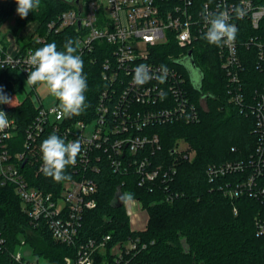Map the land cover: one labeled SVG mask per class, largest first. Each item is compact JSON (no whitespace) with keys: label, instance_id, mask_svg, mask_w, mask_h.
I'll return each instance as SVG.
<instances>
[{"label":"trees","instance_id":"16d2710c","mask_svg":"<svg viewBox=\"0 0 264 264\" xmlns=\"http://www.w3.org/2000/svg\"><path fill=\"white\" fill-rule=\"evenodd\" d=\"M87 2L41 0L40 7L26 18L22 19L16 14V23L11 32L23 51L28 47L36 50L52 42L57 44L58 50L63 51L67 38L78 42L82 28L77 24L67 25L56 31L54 27H49V23L66 10L79 5L85 7ZM0 4L1 28L10 16L17 13V4L15 0H1ZM33 21L39 23L35 35H22V29ZM249 23L248 17L240 20V39L258 33L257 29L249 27ZM201 40L192 48L196 69L202 73L200 84L194 82L189 68L183 62L188 54L178 58L183 48L175 39L151 47V60L171 65L186 77L185 88L197 103L200 113L199 119L194 122L181 119L155 122L139 130L140 134L147 133L151 137L157 134L159 137L160 147L151 151V144H147L144 150L134 156L139 158L146 155L149 158L150 167L159 169L155 179L140 184L139 175L133 168L126 172L114 166L110 158L114 152L112 142L114 138L121 137V133L111 134L105 146L92 150L88 166L79 167L75 163L66 169V174L71 178L85 173L98 184L97 205L86 210L80 239L111 234L112 245L139 236L145 246L139 247L129 264H264V232L259 231V223H264V195H250L246 189L237 196L229 193L232 188L244 184L248 175L255 171V165L250 160L255 154L258 134L251 106L256 101L257 93L264 92V71L257 65L259 56L256 47L253 44L241 46L245 69L240 72L242 84L238 90L244 98L240 104L231 101L228 76L216 51L217 46L210 45L203 38ZM76 47L87 77L85 95L88 107L79 116L65 118L63 123L70 125L78 120L88 123L95 121L102 93L106 89L112 91L104 70L106 58L114 59V46L97 40L91 49L83 48L79 42ZM122 82L117 80L114 84L116 93L111 100H106L110 107L106 124L110 127L119 121L112 114V109L123 89L120 85ZM23 84L24 76L19 70L0 67V88L13 99V106L5 104L6 110L18 124L16 136L9 139L12 152L23 148L26 129L39 110L31 94L23 99L16 98L15 94ZM38 85H32V88L35 90ZM232 89L234 93L238 91L237 87L232 86ZM202 99L207 108L203 106ZM162 105L159 102L150 106L154 108ZM134 107L145 108L146 105L138 103L132 105ZM52 133L67 142V135L55 132L50 125L45 124L37 137L39 146L34 152L29 151L31 155L22 171L31 185L56 192L64 181L55 182L40 169V144ZM180 139L188 142L189 149L179 151ZM227 161L243 162V166L211 179L207 171L209 165ZM95 164L98 169H93ZM166 172H169L168 175H165ZM254 185L264 187V167ZM128 197L138 198L147 211L148 220L142 229H131L125 206ZM22 206L15 184L5 181L0 175V238L4 240L0 244V264H32L25 258L19 261L14 256L22 238L31 244L39 258L51 264H62L66 255H75V245L55 240L44 221L34 225ZM94 264H104L101 255L97 256Z\"/></svg>","mask_w":264,"mask_h":264},{"label":"built area","instance_id":"2783aa9c","mask_svg":"<svg viewBox=\"0 0 264 264\" xmlns=\"http://www.w3.org/2000/svg\"><path fill=\"white\" fill-rule=\"evenodd\" d=\"M224 9L230 12L232 17L230 23L235 24L239 31L233 44L217 47L216 51L228 76L230 100L240 104L243 103L244 98L242 92L238 90L239 85L242 84L240 72L245 69L241 58V46L253 44L256 47L259 56L257 65L264 71V1L262 0H88L85 7L82 6L81 14L78 7L72 8L49 23L50 28L54 27L58 31L67 25H78V21L81 20L79 27L82 28V32L78 42L83 48H93L97 40L114 46L112 48L114 59L106 58L104 70V76L109 79L112 91L106 89L102 93L95 121L88 123L78 120L71 125L65 124L63 123L65 118H58V101L49 107H45L41 102L38 104L36 118L26 129L23 148L12 152L9 148V139L16 136L18 124L15 117L8 114L5 104H0V110L7 113L10 121L9 127L0 132V175L5 181L15 184L16 192L23 203V210L28 213L34 225L44 221L55 240L75 245V255H66L62 264H94L98 255L102 256L104 264H129L139 247H144L145 244L141 243L139 236L120 240L112 245H110L111 234L80 239L84 214L86 210L96 207L98 192L96 180L85 173L64 181L56 192L29 183L22 171L23 162L28 161V156L39 146L37 137L42 132L43 126L48 124L53 131L64 133L68 136L67 142L77 139L80 141L82 151L76 160L79 167L88 166L92 150L105 146L111 134L121 133L122 136L114 138L112 142L114 152L111 153L110 158L114 166L126 172L133 168L139 175L140 184L155 179L159 175V169L150 167L149 158L146 155L139 158L134 156L144 150L147 144H151V151L160 147L159 137L157 134L152 137L147 133L140 134L139 130L155 122L165 123L179 119L194 122L199 119L200 113L197 103L191 99L185 88L186 77L171 65L159 64L151 60V47L175 39L183 48L178 58L184 57L202 41L207 31L204 13ZM237 9L243 11L242 18L248 17L249 27L257 29L258 33L245 35V38L240 39L242 18H237ZM35 30L24 36L35 35ZM38 39L41 37L38 36ZM34 51L31 47L23 51L12 32L8 35H1L0 32L1 68H15L24 77H28V71L32 69L26 61ZM141 64L148 66L147 70L153 77L161 75V66H166L168 72L165 82L160 83L153 78L142 86L135 85L134 70ZM117 80L123 81L120 84L123 89L112 109V114L119 118V121L110 127L106 124V116L110 110L106 100H111L116 93L114 84ZM232 86L237 87L238 91L234 93ZM159 102L163 104L161 107L150 106ZM138 103L146 107L132 108V105ZM251 111L255 114V130L258 134L255 154L250 160L251 164L255 165V171L248 175L244 184L230 190L232 196L239 195L245 189L250 195H264V187L254 185L262 175L264 167V92L257 93ZM242 166L243 162L227 161L209 165L207 171L213 179ZM93 169H98V165L95 164ZM168 173L166 172L165 175ZM128 204L133 207L139 206V213L143 215L140 226L133 225L134 217ZM125 206L130 217L131 229L144 228L148 214L140 200L128 197ZM259 231L264 232V223H259ZM3 241L1 237L0 244ZM14 256L19 261L24 259L20 252H15Z\"/></svg>","mask_w":264,"mask_h":264},{"label":"clouds","instance_id":"9594fccd","mask_svg":"<svg viewBox=\"0 0 264 264\" xmlns=\"http://www.w3.org/2000/svg\"><path fill=\"white\" fill-rule=\"evenodd\" d=\"M16 12L23 19L33 13L41 5V0H15ZM243 11L236 10L237 18H242ZM231 14L227 9L217 12H205L204 20L207 31L203 35L210 45L217 47L231 45L235 42L238 27L230 23ZM78 44L72 38H67L63 44V51L57 49L55 42L45 44L28 56L26 63L31 67L28 71L26 83L28 85L43 84L49 94L58 101V118H72L81 115L88 104L86 91L88 88L87 77L84 74L82 57L77 54ZM147 65H139L134 70L133 83L142 86L150 79L156 78L160 83L166 80L168 69L161 66V75L153 77L147 70ZM13 99L9 98L0 88V104L12 105ZM10 125L7 113L0 110V132ZM82 151L80 141L66 142L55 133L50 134L40 144L42 159L41 171L46 177L55 182L69 181L71 176L66 174V169L76 163Z\"/></svg>","mask_w":264,"mask_h":264},{"label":"rangeland","instance_id":"374dc122","mask_svg":"<svg viewBox=\"0 0 264 264\" xmlns=\"http://www.w3.org/2000/svg\"><path fill=\"white\" fill-rule=\"evenodd\" d=\"M17 13H14L12 16H10L5 23L1 26L0 32L1 35H8L11 33L12 28L15 26ZM28 25V24H27ZM26 25V26H27ZM25 26V27H26ZM24 27V28H25ZM23 30V29H22ZM27 78L24 77V84L23 87L15 94L17 99H23L27 95L31 94L32 98L36 101L37 104H40L41 102L44 104L45 107H49L55 103V98L52 97L47 87L43 84H39L37 88L34 90L32 88V85H28L26 83ZM203 106L207 108V104L203 99L202 102ZM179 151L187 150L189 149L188 142L184 139L179 140ZM191 153L194 154V151L191 150ZM128 203V202H127ZM128 207L131 208L132 214L134 217L133 225L140 226L142 223L143 215L139 213V206L133 207L130 204H128ZM139 224V225H138ZM16 252H20L26 260H29L32 264H48L46 261L42 258H39L33 251V248L30 243L25 242V239H21V243H19L16 247Z\"/></svg>","mask_w":264,"mask_h":264},{"label":"water","instance_id":"95a60500","mask_svg":"<svg viewBox=\"0 0 264 264\" xmlns=\"http://www.w3.org/2000/svg\"><path fill=\"white\" fill-rule=\"evenodd\" d=\"M77 1L79 2V0H77ZM78 8H79V14H81V12H82V7H81V5H79ZM80 25H81V20L78 21V26H80ZM183 62H184V64H186L187 67L189 68L190 73H191V75H192V77H193V79H194V82H195L196 84H200L201 81H202V73L199 72V71L196 69V66H195V64H194V60H193V58H192V51H189L187 58H185V60H183ZM25 162H26V161L23 162V165L25 164Z\"/></svg>","mask_w":264,"mask_h":264},{"label":"crops","instance_id":"0c3cea01","mask_svg":"<svg viewBox=\"0 0 264 264\" xmlns=\"http://www.w3.org/2000/svg\"><path fill=\"white\" fill-rule=\"evenodd\" d=\"M39 23L37 21H33L28 23V25L23 28V30L21 31L22 35H27L30 34L33 30L37 29Z\"/></svg>","mask_w":264,"mask_h":264}]
</instances>
